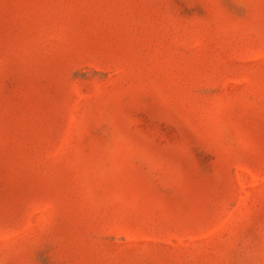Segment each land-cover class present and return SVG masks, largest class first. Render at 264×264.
<instances>
[{
    "label": "rangeland",
    "instance_id": "obj_1",
    "mask_svg": "<svg viewBox=\"0 0 264 264\" xmlns=\"http://www.w3.org/2000/svg\"><path fill=\"white\" fill-rule=\"evenodd\" d=\"M0 264H264V0H0Z\"/></svg>",
    "mask_w": 264,
    "mask_h": 264
}]
</instances>
